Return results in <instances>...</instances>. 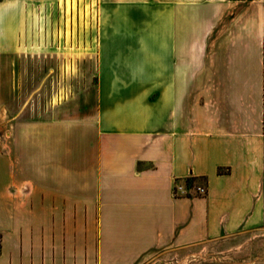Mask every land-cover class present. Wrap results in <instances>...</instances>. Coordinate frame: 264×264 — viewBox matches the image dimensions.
<instances>
[{
  "label": "crops",
  "instance_id": "crops-1",
  "mask_svg": "<svg viewBox=\"0 0 264 264\" xmlns=\"http://www.w3.org/2000/svg\"><path fill=\"white\" fill-rule=\"evenodd\" d=\"M51 1L0 0V264H140L263 221L264 8L99 0L95 82L40 110L19 66Z\"/></svg>",
  "mask_w": 264,
  "mask_h": 264
},
{
  "label": "rangeland",
  "instance_id": "rangeland-1",
  "mask_svg": "<svg viewBox=\"0 0 264 264\" xmlns=\"http://www.w3.org/2000/svg\"><path fill=\"white\" fill-rule=\"evenodd\" d=\"M233 19L264 0H227ZM99 0H53L40 5L37 62L25 61L21 98L40 110L70 102L95 82ZM26 60V59H25ZM31 112V111H30ZM140 264H264L263 221L248 224L234 234L185 249L159 250Z\"/></svg>",
  "mask_w": 264,
  "mask_h": 264
},
{
  "label": "built area",
  "instance_id": "built-area-1",
  "mask_svg": "<svg viewBox=\"0 0 264 264\" xmlns=\"http://www.w3.org/2000/svg\"><path fill=\"white\" fill-rule=\"evenodd\" d=\"M189 190H191L195 195H198V196H204L206 193V189L204 186L190 185ZM174 195L175 196L180 195V188H178V187L175 188Z\"/></svg>",
  "mask_w": 264,
  "mask_h": 264
},
{
  "label": "trees",
  "instance_id": "trees-1",
  "mask_svg": "<svg viewBox=\"0 0 264 264\" xmlns=\"http://www.w3.org/2000/svg\"><path fill=\"white\" fill-rule=\"evenodd\" d=\"M218 173H219V174H222V173H223V171H222L221 169H219V170H218Z\"/></svg>",
  "mask_w": 264,
  "mask_h": 264
}]
</instances>
